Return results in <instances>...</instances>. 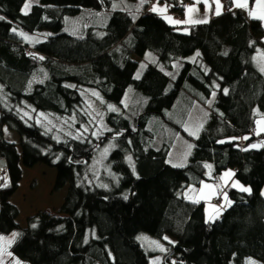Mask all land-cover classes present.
<instances>
[{
    "label": "trees",
    "instance_id": "16d2710c",
    "mask_svg": "<svg viewBox=\"0 0 264 264\" xmlns=\"http://www.w3.org/2000/svg\"><path fill=\"white\" fill-rule=\"evenodd\" d=\"M26 1L0 0V236L17 233L9 252L24 264H152L138 240L146 233L174 239L160 264H264V145L251 148L264 140L255 135L264 114V75L254 63L264 50L262 21L234 10L232 0L209 22L187 26L150 11L155 0L139 8V0H40L25 13ZM158 1L177 16L191 2ZM149 54L157 62L137 78L138 59ZM86 89L122 109L106 115L111 129L97 136L57 139L23 113L31 107L88 123ZM209 101L202 132L186 135L194 143L189 163L174 166L165 128L186 134L194 106ZM113 145L108 176L94 166ZM39 164L56 170L53 192L67 193L56 215L38 212L22 228L11 198L22 167ZM228 168L251 191L228 186L230 205L208 221L204 202L186 193Z\"/></svg>",
    "mask_w": 264,
    "mask_h": 264
},
{
    "label": "rangeland",
    "instance_id": "374dc122",
    "mask_svg": "<svg viewBox=\"0 0 264 264\" xmlns=\"http://www.w3.org/2000/svg\"><path fill=\"white\" fill-rule=\"evenodd\" d=\"M200 1L202 3H200ZM40 0H27L25 4H28V8L25 9L24 12L27 10H30L33 5L38 4ZM243 2V0H241ZM219 3L222 5L221 8V14L225 12V5L223 3V0H219ZM119 4H116V6ZM161 9L165 8V5L160 1H157L156 6ZM136 6L139 8L142 7L143 4H140V1L136 3ZM152 7V4L151 6ZM234 10H243L249 15V12H254L256 16L264 15V8L256 7L255 5L251 6L248 0V8H238L233 6ZM192 9V11H188V9ZM169 6H167L168 11ZM216 9V0H193L189 2V6L187 7L188 12L185 11L184 16H177L176 14H171V17L168 15L171 12V10L168 11H161L163 14L166 13L168 15L166 20L169 21L170 24L176 25V26H187L191 24H199V23H192L190 21L195 20H206L209 22L213 16H218L215 14ZM176 15V16H175ZM250 16V15H249ZM252 17V16H250ZM170 18V19H169ZM253 18V17H252ZM74 19H68L67 20V31L73 32L70 29V23ZM261 20V19H260ZM177 21L181 23H176ZM189 21V22H186ZM264 27V20H261ZM205 22V23H207ZM75 28H77L76 25H74ZM184 32H188L185 28ZM200 54V52H197ZM196 53V54H197ZM194 55L192 59L197 58V55ZM152 55V54H151ZM150 62H157L156 57L154 56H146L143 59H138L139 68L137 73H139L140 78L143 73L145 72L148 63ZM254 63L260 70L262 67H264V50H259L257 54L254 56ZM144 65L143 68L140 66ZM161 67V66H160ZM261 71V70H260ZM264 75V72H262ZM137 76V74H136ZM132 91V90H129ZM93 93H96L97 95H93ZM129 93V92H128ZM83 97L85 99V111L89 114L90 120L88 123H83L81 125H78L77 119L75 117H62L60 115H57L55 113L51 112H36L33 108L27 107L26 109H22L23 113L26 117H30L34 120H36L39 124H41L46 130L53 133V135L57 139H64L66 137H75L80 138V136H85L86 133H96L95 136L101 134L102 132L108 131L111 129L109 126L106 115L109 112H121L122 109L120 106L114 104V103H108L104 100V98L94 89H86L84 92H82ZM128 96V97H127ZM99 97V98H97ZM127 99H129V95H126ZM125 97V98H126ZM125 100V99H124ZM109 105H111L113 108L116 109V111L109 110ZM211 111L210 105H204L197 103L193 111L188 115L185 123H184V129L186 134L177 133L175 134L174 130L172 128H165L167 131H169V136H173L174 144L172 146L171 152H170V158L169 161L171 163L176 164V166H185L189 163L190 157L193 152L194 143L186 136L190 135V132L195 133V135H190L197 137L202 132L203 126L207 120L208 114ZM257 113H259V110H256ZM207 114V115H206ZM257 121H261V123L258 125ZM256 130L255 135L264 134V131H260V129L264 128V114L259 113V116L256 118ZM202 125V127H201ZM87 127L88 131L85 132L84 128ZM151 128L153 130L158 131L159 126H157L155 123H152ZM259 132V134H257ZM4 137L7 141L15 143L17 146L19 145V136L16 132L9 130L7 127L4 128ZM244 137L251 138L252 134L244 135ZM245 139V140H248ZM164 140V139H163ZM191 144L193 147L189 150L188 145ZM253 145H256V147L251 148H261L264 145V140H258ZM19 148V147H18ZM112 146H108L105 148H102L95 160L96 164L94 166V169L97 172H102V174L105 175H111L113 173L110 164L108 162L109 155L111 151L113 150ZM105 149L107 151L105 152ZM134 164V163H132ZM23 178L22 181L19 184V189L16 192V194L11 198V202L14 203L20 210V216L18 219L19 225L22 228H25L27 226V219L38 213V212H49L53 215H56L58 213V209L63 204L66 193H67V187L59 192H53V184L55 180L56 170L50 167H47L43 164H39L33 168H23ZM233 173L231 176H226L225 173ZM211 174V172H208ZM238 183L239 186L234 187L233 184ZM207 185V187H205ZM228 186H232L233 188L239 189L240 186L244 188H248L251 191V187L249 185L243 184L237 177H236V171L232 168L225 169L223 171V174L218 178V180H204L199 185L192 184L187 193L186 196L195 201H201L205 204V211H206V218L208 221H214L216 218L220 217L222 213L228 208V206L231 203V200L227 193ZM194 190V191H193ZM226 197V198H225ZM216 198L218 200L217 203L212 202V199ZM4 237L5 239L3 241H0V264H24L20 261H18L10 252H9V245L7 243L8 240L13 241L14 238H12V235L10 236H0ZM167 237V239H165ZM165 240H159L157 238L152 237L149 234L142 233L138 236V240L140 241L143 248L153 254V257L151 259L152 264H160L162 258L165 254L169 252L168 242H173L174 239L167 235L165 236ZM163 249V250H162ZM9 253L11 255H9ZM249 262L252 261L254 263H257V261L254 258H249Z\"/></svg>",
    "mask_w": 264,
    "mask_h": 264
},
{
    "label": "snow or ice",
    "instance_id": "6c2138e0",
    "mask_svg": "<svg viewBox=\"0 0 264 264\" xmlns=\"http://www.w3.org/2000/svg\"><path fill=\"white\" fill-rule=\"evenodd\" d=\"M140 3L141 4L151 3V0H140ZM253 3H254V5L256 7L264 8V0H253ZM232 4L235 5V7H238V8H243V9H247L248 8V0H243V2H241V0H232ZM28 6H29L28 4H25L24 5L25 9H27ZM114 7H115V5H114ZM221 8H222V5L219 3V0H216V9H215V14L216 15H220L221 14ZM166 10H167V5H165V8L164 9H158V7L155 4H153L152 7L150 8V11H153V12H156V11H166ZM188 11H192V9L190 8V9H188ZM229 11H232V8L231 7L229 8ZM249 15L252 16L253 18H258V19L264 20V15H260V16L257 17L256 14L254 12H251V11L249 12ZM5 19L6 18L4 16H0V21H3ZM186 22H189V21H186ZM190 22H192V23H205L207 21L206 20H195V21H190ZM176 23H181V22L177 21ZM12 31L15 32L16 29H12ZM21 35H23V34L21 33ZM25 39H27V37H25ZM150 55L151 54H149V56ZM196 55L199 56L200 54L197 53ZM39 59L43 60L44 57L41 56V57H39ZM140 67L143 68L144 65H141ZM260 70H261V72H264V67H262ZM138 77H139V73H137V78ZM223 91H224V94L227 95V89H224ZM93 95H97V94L96 93H93ZM214 95H215V93H213V96ZM97 98H99V97H97ZM209 105H211V101H209ZM108 107H109V110L116 111V109L113 108L111 105H109ZM260 123H261V121H257V124L258 125ZM201 127H202V125H201ZM185 130L187 131V129H185ZM84 131L87 132L88 131V128L85 127L84 128ZM260 131H264V128L260 129ZM95 134L96 133H93V135H95ZM189 134L190 135H195V133H193V132H190ZM257 134H259V132H257ZM244 139H248V137H244ZM188 147H189V150H190L193 147V145L189 144ZM252 147H256V145H252ZM245 150H247V149H245ZM106 151H107V149H105V152ZM128 160L131 163V161H132L131 156L128 157ZM174 166H176V165H174ZM205 167H210V166L209 165H205ZM225 175L226 176H231V175H233V173L229 172V173H225ZM233 186L234 187H237L239 185H238V183H234ZM205 187H207V185H205ZM240 190L241 191H245V192H250V189L244 188L242 186H240ZM125 198H127V197H125ZM194 202H196V201H194ZM16 235H17V233H12V238H15ZM4 239H5L4 237H0V241H3ZM165 239H167V237H165ZM11 242H12L11 240H8L7 241L8 244H11ZM9 255H11V254L9 253ZM249 264H254V262L250 261Z\"/></svg>",
    "mask_w": 264,
    "mask_h": 264
},
{
    "label": "crops",
    "instance_id": "0c3cea01",
    "mask_svg": "<svg viewBox=\"0 0 264 264\" xmlns=\"http://www.w3.org/2000/svg\"><path fill=\"white\" fill-rule=\"evenodd\" d=\"M140 1V0H139ZM138 1V2H139ZM157 1L158 0H155L154 2H152L151 4L153 5V4H155L156 5V3H157ZM191 1H193V0H191ZM200 3H202L201 1H200ZM145 4V3H144ZM162 8V5H161V7H159L158 9H161ZM23 11H24V9H23ZM30 10H27V11H25V13H28ZM158 14H160V15H162L163 17H165V19H167L166 17L167 16H164L166 13H162L161 11H156ZM167 13H168V11H166ZM186 12H188V11H186ZM169 14V13H168ZM168 14H166V15H168ZM169 17H171V14H169L168 15ZM171 162V161H170ZM173 164V163H172ZM173 165H176V164H173ZM195 201V200H194Z\"/></svg>",
    "mask_w": 264,
    "mask_h": 264
},
{
    "label": "water",
    "instance_id": "95a60500",
    "mask_svg": "<svg viewBox=\"0 0 264 264\" xmlns=\"http://www.w3.org/2000/svg\"><path fill=\"white\" fill-rule=\"evenodd\" d=\"M6 168V161L3 159H0V170H3Z\"/></svg>",
    "mask_w": 264,
    "mask_h": 264
},
{
    "label": "built area",
    "instance_id": "2783aa9c",
    "mask_svg": "<svg viewBox=\"0 0 264 264\" xmlns=\"http://www.w3.org/2000/svg\"><path fill=\"white\" fill-rule=\"evenodd\" d=\"M183 5L185 6V5H186V3H184ZM214 201H216V200H214Z\"/></svg>",
    "mask_w": 264,
    "mask_h": 264
}]
</instances>
